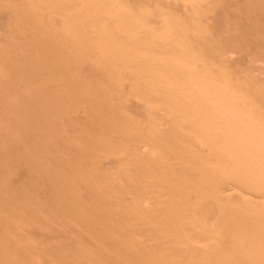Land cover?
Segmentation results:
<instances>
[{
  "label": "rangeland",
  "instance_id": "obj_1",
  "mask_svg": "<svg viewBox=\"0 0 264 264\" xmlns=\"http://www.w3.org/2000/svg\"><path fill=\"white\" fill-rule=\"evenodd\" d=\"M0 264H264V0H0Z\"/></svg>",
  "mask_w": 264,
  "mask_h": 264
},
{
  "label": "bare ground",
  "instance_id": "obj_2",
  "mask_svg": "<svg viewBox=\"0 0 264 264\" xmlns=\"http://www.w3.org/2000/svg\"><path fill=\"white\" fill-rule=\"evenodd\" d=\"M206 215H207V213H206ZM209 215V214H208ZM203 216V215H202ZM204 217V216H203Z\"/></svg>",
  "mask_w": 264,
  "mask_h": 264
}]
</instances>
